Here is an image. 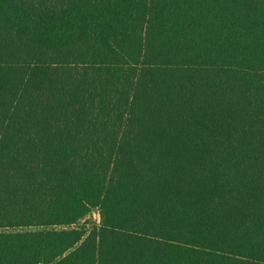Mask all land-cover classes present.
Masks as SVG:
<instances>
[{
	"label": "trees",
	"instance_id": "16d2710c",
	"mask_svg": "<svg viewBox=\"0 0 264 264\" xmlns=\"http://www.w3.org/2000/svg\"><path fill=\"white\" fill-rule=\"evenodd\" d=\"M0 264H264V0H0Z\"/></svg>",
	"mask_w": 264,
	"mask_h": 264
},
{
	"label": "rangeland",
	"instance_id": "374dc122",
	"mask_svg": "<svg viewBox=\"0 0 264 264\" xmlns=\"http://www.w3.org/2000/svg\"><path fill=\"white\" fill-rule=\"evenodd\" d=\"M99 222H100V215H99L98 210L95 209L88 216L87 222L82 221L78 225H76V227L81 228V227L86 226V228L89 229L90 224H88V223H97L98 224Z\"/></svg>",
	"mask_w": 264,
	"mask_h": 264
}]
</instances>
